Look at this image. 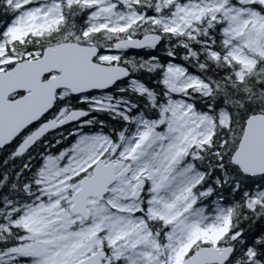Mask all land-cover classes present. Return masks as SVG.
Returning <instances> with one entry per match:
<instances>
[{
    "label": "snow or ice",
    "instance_id": "obj_1",
    "mask_svg": "<svg viewBox=\"0 0 264 264\" xmlns=\"http://www.w3.org/2000/svg\"><path fill=\"white\" fill-rule=\"evenodd\" d=\"M0 264H264V0H0Z\"/></svg>",
    "mask_w": 264,
    "mask_h": 264
}]
</instances>
